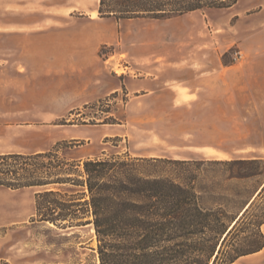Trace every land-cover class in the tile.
<instances>
[{
    "label": "rangeland",
    "instance_id": "rangeland-1",
    "mask_svg": "<svg viewBox=\"0 0 264 264\" xmlns=\"http://www.w3.org/2000/svg\"><path fill=\"white\" fill-rule=\"evenodd\" d=\"M98 4L0 0V154L60 144L68 162L163 159L169 177L198 175L193 186L210 194L225 193L213 183L224 174L196 161L264 160V0L129 21L99 18ZM260 181L223 185L252 192ZM53 188L58 200L88 199L69 185ZM37 191L0 187V258L100 264L92 217L71 227L40 221ZM235 264H264V249Z\"/></svg>",
    "mask_w": 264,
    "mask_h": 264
},
{
    "label": "trees",
    "instance_id": "trees-1",
    "mask_svg": "<svg viewBox=\"0 0 264 264\" xmlns=\"http://www.w3.org/2000/svg\"><path fill=\"white\" fill-rule=\"evenodd\" d=\"M236 3L99 0L97 13L99 18L116 21L170 20ZM59 145L48 152L0 154V187L41 189L34 199L36 215L43 222L66 221L71 227L74 220L90 215L100 264H234L264 249V160L196 161L224 174L222 182L213 183L225 193L210 194L203 191L206 187L193 186L198 175L169 177L162 171L168 160L109 156L68 162L59 157ZM252 178L261 179L252 192L223 185ZM63 185L88 199H56L60 193L53 187ZM206 195L213 198L214 208L206 207ZM230 206L237 211L229 212ZM81 209L84 213L79 215ZM0 264L7 263L0 258Z\"/></svg>",
    "mask_w": 264,
    "mask_h": 264
},
{
    "label": "crops",
    "instance_id": "crops-1",
    "mask_svg": "<svg viewBox=\"0 0 264 264\" xmlns=\"http://www.w3.org/2000/svg\"><path fill=\"white\" fill-rule=\"evenodd\" d=\"M93 157H95V155H84V156L78 157V160H79V159H86V158H93ZM263 227H264V225H263ZM259 253H260V252H259ZM259 253H256V254H259ZM256 254H254V255H256ZM250 256H253V255H250ZM250 256H247V257H250ZM247 257H243V258H247ZM240 259H242V258H240ZM240 259H239V260H240ZM239 260H238V261H239ZM238 261H237V262H238ZM235 263H236V262H235ZM235 263H234V264H235Z\"/></svg>",
    "mask_w": 264,
    "mask_h": 264
},
{
    "label": "built area",
    "instance_id": "built-area-1",
    "mask_svg": "<svg viewBox=\"0 0 264 264\" xmlns=\"http://www.w3.org/2000/svg\"><path fill=\"white\" fill-rule=\"evenodd\" d=\"M235 59H236V57H235Z\"/></svg>",
    "mask_w": 264,
    "mask_h": 264
}]
</instances>
